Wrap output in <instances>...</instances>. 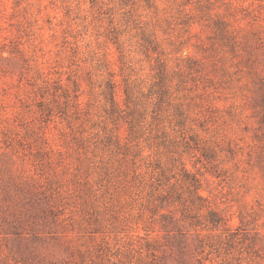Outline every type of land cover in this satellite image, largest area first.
I'll return each instance as SVG.
<instances>
[{
  "label": "rangeland",
  "instance_id": "1",
  "mask_svg": "<svg viewBox=\"0 0 264 264\" xmlns=\"http://www.w3.org/2000/svg\"><path fill=\"white\" fill-rule=\"evenodd\" d=\"M0 264H264V0H0Z\"/></svg>",
  "mask_w": 264,
  "mask_h": 264
}]
</instances>
